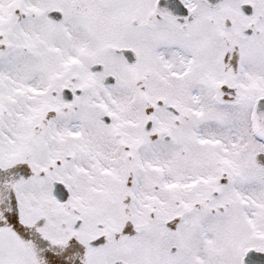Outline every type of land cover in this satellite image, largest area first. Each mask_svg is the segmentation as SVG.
Returning <instances> with one entry per match:
<instances>
[{
    "label": "snow or ice",
    "instance_id": "1",
    "mask_svg": "<svg viewBox=\"0 0 264 264\" xmlns=\"http://www.w3.org/2000/svg\"><path fill=\"white\" fill-rule=\"evenodd\" d=\"M0 264H264V0H0Z\"/></svg>",
    "mask_w": 264,
    "mask_h": 264
}]
</instances>
